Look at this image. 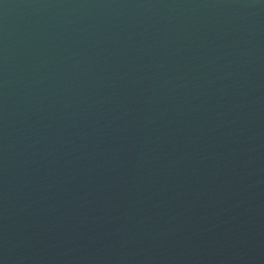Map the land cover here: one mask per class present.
<instances>
[{
  "label": "water",
  "instance_id": "95a60500",
  "mask_svg": "<svg viewBox=\"0 0 264 264\" xmlns=\"http://www.w3.org/2000/svg\"><path fill=\"white\" fill-rule=\"evenodd\" d=\"M0 264H264V0H0Z\"/></svg>",
  "mask_w": 264,
  "mask_h": 264
}]
</instances>
